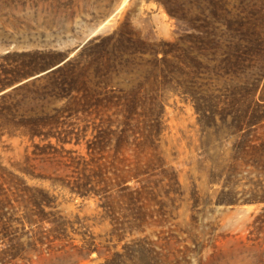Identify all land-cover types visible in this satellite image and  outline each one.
<instances>
[{"label": "rangeland", "instance_id": "obj_1", "mask_svg": "<svg viewBox=\"0 0 264 264\" xmlns=\"http://www.w3.org/2000/svg\"><path fill=\"white\" fill-rule=\"evenodd\" d=\"M231 36L264 50V0H0V55L44 64L7 88L40 116L0 126V264H264V170L230 168L247 126L218 124L254 89L221 63Z\"/></svg>", "mask_w": 264, "mask_h": 264}, {"label": "trees", "instance_id": "obj_2", "mask_svg": "<svg viewBox=\"0 0 264 264\" xmlns=\"http://www.w3.org/2000/svg\"><path fill=\"white\" fill-rule=\"evenodd\" d=\"M168 12L172 14L169 8ZM216 45L219 44L215 40L213 46ZM4 60L8 65H4ZM252 61L255 62L257 72L254 71V74L252 71L246 77L239 76L237 71L248 65V63L251 64ZM221 63L230 72L231 83L254 86L252 92L245 94L242 98L231 92L232 94L226 96L221 109L219 126L233 128L236 131L242 129L244 124L247 126V131L238 135L239 139L237 138L238 141L232 154V160L228 166L234 168L237 156L242 155L256 167L264 170V139L255 142L253 139L248 138L250 133L264 127V94L259 93L258 97L255 98L259 79L264 74V50L261 48L259 39L251 40L246 36L229 37L222 52ZM43 67L44 64L41 58L30 54V52H6L0 55V126L22 125L25 131L32 134L36 131L40 109L28 108L27 103L30 101H27L25 97L8 99L10 91L7 88L13 90L24 88L30 84L31 76L36 75ZM54 72L52 71V74ZM33 78L32 83L35 82L37 76ZM69 79L73 80V75L65 73L60 81L50 82V84L60 89L71 83ZM79 101L83 100L79 99ZM136 104L137 98L135 95L125 96L122 109L126 113V118ZM123 136L125 137V135ZM134 169L138 171L140 165L135 163ZM126 181L127 177L123 176L120 183ZM127 188L129 186H124V189Z\"/></svg>", "mask_w": 264, "mask_h": 264}]
</instances>
